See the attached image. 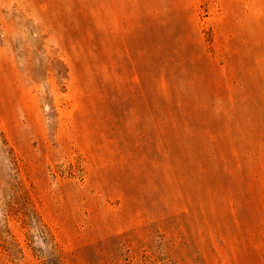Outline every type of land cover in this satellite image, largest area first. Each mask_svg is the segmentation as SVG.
Wrapping results in <instances>:
<instances>
[{"label":"rangeland","instance_id":"1","mask_svg":"<svg viewBox=\"0 0 264 264\" xmlns=\"http://www.w3.org/2000/svg\"><path fill=\"white\" fill-rule=\"evenodd\" d=\"M0 264H264V0H0Z\"/></svg>","mask_w":264,"mask_h":264}]
</instances>
